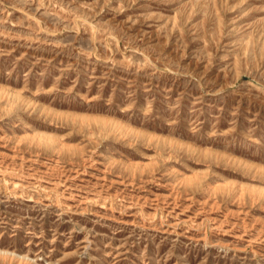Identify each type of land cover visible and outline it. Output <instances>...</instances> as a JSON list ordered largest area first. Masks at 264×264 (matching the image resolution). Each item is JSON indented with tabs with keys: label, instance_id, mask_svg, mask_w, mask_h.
<instances>
[{
	"label": "rangeland",
	"instance_id": "rangeland-1",
	"mask_svg": "<svg viewBox=\"0 0 264 264\" xmlns=\"http://www.w3.org/2000/svg\"><path fill=\"white\" fill-rule=\"evenodd\" d=\"M0 264H264V0H0Z\"/></svg>",
	"mask_w": 264,
	"mask_h": 264
}]
</instances>
